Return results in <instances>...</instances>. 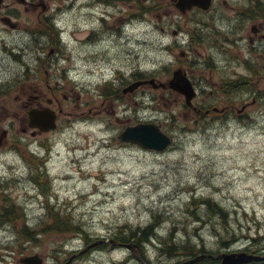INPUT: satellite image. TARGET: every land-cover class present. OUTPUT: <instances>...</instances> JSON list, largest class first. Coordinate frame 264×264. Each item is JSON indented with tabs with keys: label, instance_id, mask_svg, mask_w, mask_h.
<instances>
[{
	"label": "rangeland",
	"instance_id": "1",
	"mask_svg": "<svg viewBox=\"0 0 264 264\" xmlns=\"http://www.w3.org/2000/svg\"><path fill=\"white\" fill-rule=\"evenodd\" d=\"M43 1L69 38L51 67L50 84L78 91L81 101L63 103L57 92L63 112L56 128L32 135L23 103L35 94V83L23 75L24 63L33 68L34 51L21 47L28 35L0 30L6 39L0 51V210L16 213L0 222V264H25L21 259L33 255L41 264H194L226 251H264V98L252 93L264 81L245 83L233 94L219 91L227 103L236 100L237 108L248 104L242 116L224 119L208 115L196 121L183 106L184 96L173 90L149 86L129 99L104 98L105 81L119 86L137 71L167 81L182 65L190 66L187 56L211 53L218 61L213 80L247 75L237 60L246 61L249 45L235 36L245 33L226 30L224 23L226 7L242 0H218L217 13L185 16L171 0ZM32 17L28 12L21 20L27 24ZM92 28L96 43L89 46L80 38ZM194 29L199 40L188 46ZM207 67L201 72L204 85ZM38 85L51 96L44 82ZM140 117L172 138L166 149L118 139ZM41 162L49 180L41 177L39 183L46 187L34 180ZM148 224L156 238L145 245L138 237L122 238ZM170 233L179 250L173 254ZM189 246L192 256L180 254Z\"/></svg>",
	"mask_w": 264,
	"mask_h": 264
},
{
	"label": "flooded vegetation",
	"instance_id": "2",
	"mask_svg": "<svg viewBox=\"0 0 264 264\" xmlns=\"http://www.w3.org/2000/svg\"><path fill=\"white\" fill-rule=\"evenodd\" d=\"M98 0H90L91 4L96 3ZM172 5L175 7V1L171 0ZM223 4H226V1H222ZM218 7V0H210V5L207 9H202L197 6H191L185 12H181L177 9L180 15H187L189 13L196 14L198 11L203 13L216 11ZM69 9V7L67 8ZM228 10L225 15L226 21L224 22L227 26L226 30H236L239 29L244 31L245 35H235L238 36L240 42L244 40L247 41L248 47L247 51L249 57L246 59L237 61H241L240 63L246 67L248 74H233L231 76L225 75V78H217L216 80L212 79L213 68H217L215 62L218 64V61L209 53L204 57L194 58L191 56H187L184 60L191 61L189 67L182 65L185 68H179L183 74L187 76L192 87L194 89V97L192 101L188 104L185 102L183 95L179 93L177 90L171 89L168 85H166L167 81L164 82V86L160 87V80H158L155 76H148L142 72L131 73L128 77L120 80L119 86L116 83H109V81L104 82V86L108 84L106 87V92L108 93V97H104L106 99H120L125 100L129 99L132 96H138L141 93L145 92L149 86L152 89L162 91L173 90L176 91L180 96L183 97V106L186 107L188 112L193 116L196 121H199L202 117L208 115H217L222 116L220 118L224 119L228 114L236 113L239 116H242L245 108L248 104H242L241 108H237L236 100H229L228 103L222 98L218 97V92L224 91L229 94H233L238 92V89L244 87L245 83L255 82L259 83L264 81V0H242L240 5L237 7L229 6L226 7ZM31 12L34 17L27 22V24L21 20L22 15L25 13ZM50 5L43 0H17L16 3L4 2L1 0L0 2V30L5 34L13 33V32H21L23 34L28 35L27 44L21 46L24 49L32 48L34 51L33 54V68H31L28 64H25L24 75L23 77L29 80L31 83H35V94L29 95L28 99L23 103L24 107L29 108L27 110V114L32 109H42L43 107H49L54 110L56 115V125L60 115L63 112L62 101L58 99L57 92L61 93L63 103L68 102H80L81 97L78 91L72 92L71 89L64 92L62 86L57 85V88H53L50 84V79L52 80L53 73L51 71V67L54 64V60L60 56L63 57L64 47L67 48L69 45V38L67 36L63 37L61 34L62 28L58 26V30L53 32L51 26H56L52 22L50 16ZM213 16V14H212ZM30 19V18H29ZM102 19V18H101ZM192 22V21H191ZM53 23V25H52ZM216 23V22H215ZM215 23L213 27L215 28ZM223 23V22H222ZM106 25V23H105ZM57 28V26H56ZM24 30L25 32H22ZM112 30V26H109V31ZM175 34L178 33L177 30H174ZM181 31V30H180ZM179 31V32H180ZM196 29L191 31L190 39L188 41V46H191L195 43V41L199 40ZM74 35V31L72 32ZM94 29L88 30V32L83 35L80 39L82 42L89 45L94 46L96 43ZM74 36H71L73 39ZM238 43V44H239ZM235 44V43H234ZM3 47V48H1ZM6 39L0 36V51L6 49ZM20 47V48H21ZM189 52V50L187 51ZM11 53V52H10ZM60 53V55H59ZM183 56V52H181ZM238 53L237 55H239ZM1 57V56H0ZM15 59H20V55H14ZM201 58V59H200ZM245 58V57H244ZM250 59V60H249ZM253 59V60H252ZM252 60V61H251ZM251 61V62H250ZM243 62V63H242ZM227 63V61H226ZM239 63V62H238ZM237 64L238 66L240 65ZM211 67L207 69L209 72L208 84L204 85L202 82L203 78L201 72L202 69H205L206 66L210 65ZM236 65V66H237ZM190 69V70H189ZM33 73V74H31ZM66 74V72H64ZM154 79L157 86H153L149 80ZM45 83V86L50 89L51 96H46L48 91H43L44 87H39V83ZM125 83V84H124ZM136 83L137 85L128 90V86ZM219 83V85H217ZM237 83L236 86L233 85ZM124 84V85H122ZM208 91H205L207 85ZM232 86H235L231 88ZM60 87V88H59ZM39 88V91H37ZM230 88V89H229ZM202 89V90H200ZM227 89V90H225ZM264 88L261 90L253 91V96H258L264 98ZM120 90V92H118ZM205 91V92H204ZM78 92V94H76ZM105 92V93H106ZM117 92V93H115ZM46 93V94H45ZM205 93V94H204ZM208 93V95H207ZM256 93V94H255ZM223 96L225 94H222ZM105 96V95H104ZM127 101V100H126ZM95 115V114H94ZM29 119H27L28 121ZM144 122H152L149 119L145 118H137L134 123L129 124L128 126L136 125L138 123ZM159 125V124H158ZM127 127V126H126ZM31 128V127H30ZM32 135L37 133H41L36 128H31ZM6 130H4V133ZM3 135V134H2Z\"/></svg>",
	"mask_w": 264,
	"mask_h": 264
},
{
	"label": "water",
	"instance_id": "3",
	"mask_svg": "<svg viewBox=\"0 0 264 264\" xmlns=\"http://www.w3.org/2000/svg\"><path fill=\"white\" fill-rule=\"evenodd\" d=\"M175 6L181 12H185L191 6H197L202 9H207L210 5V0H174ZM1 2V0H0ZM149 82L153 86H157L154 79ZM137 84L133 83L128 86V90L134 88ZM167 85L185 96L186 103H190L191 98L194 96V89L189 79L180 69L173 72L172 78L167 82ZM160 86H164L160 82ZM57 113L49 107L42 109H32L28 112V126L36 128L40 132H47L56 127ZM118 139L121 142L132 143L139 145L144 149H152L155 151H163L166 149L172 138L165 133L158 124L154 122L138 123L136 125L125 127L119 134ZM221 258L220 264H245L251 261H259L264 259V255L248 253L245 251L237 252H222L215 256ZM25 264H41L42 259L38 255L25 256L21 259ZM188 263V262H187Z\"/></svg>",
	"mask_w": 264,
	"mask_h": 264
},
{
	"label": "trees",
	"instance_id": "4",
	"mask_svg": "<svg viewBox=\"0 0 264 264\" xmlns=\"http://www.w3.org/2000/svg\"><path fill=\"white\" fill-rule=\"evenodd\" d=\"M236 84L237 83H234L235 86H236ZM235 86H232L231 85V88H233ZM42 165H43V162H41V165L39 164V165L36 166V168H35V179H34L36 181V183H38V184L41 185V187H42V185H44V184L39 183V180H40L41 177H45L46 180H49L48 179V176L45 174V172L41 170ZM44 187H46V186L44 185ZM205 203L209 205L210 203H212V201L210 199H206L205 200ZM209 211H211V213H213V214L214 213L217 214V212H219L220 214H224V212L220 211L219 209L213 208V207H210ZM15 214H16L15 212H11V214L8 215V211H7L6 207H3L2 206V208L0 210V222L5 221L7 218H10L12 216L15 217L16 216ZM68 222L69 223H73V221L71 219H69V218L67 220V223ZM154 234H155V232H154V225L153 224H148L144 228L138 229L137 231H135V230L134 231H131L129 234H125L122 238H129V239L134 240V239H136V237H138V238H140V242L142 244L144 243L143 245H145L149 241H152L153 240V237L156 238V236ZM168 238L170 239L168 253L169 254H173L174 251L176 253V251L178 250V247H177V244L176 243H173L172 233L169 234ZM226 247H224V248H226ZM190 249H193V248H191V246H189L188 248L182 250L183 252H180V254H184V255H187V256L188 255L189 256H192L191 254H193V253L190 252ZM185 250H188V252L187 251L184 252ZM246 251L247 252H251V253H255V254H258V255H264V251H258V252L248 251V250H246ZM194 264H220V259H217V258H207V259H205V260L203 259L201 261L198 260L196 263L194 262ZM245 264H264V259L263 260H259V261H251V262H248V263H245Z\"/></svg>",
	"mask_w": 264,
	"mask_h": 264
},
{
	"label": "bare ground",
	"instance_id": "5",
	"mask_svg": "<svg viewBox=\"0 0 264 264\" xmlns=\"http://www.w3.org/2000/svg\"><path fill=\"white\" fill-rule=\"evenodd\" d=\"M187 77V76H186ZM155 151V150H154ZM151 238V237H150ZM149 240V239H148ZM144 244V243H143ZM189 250V249H188ZM255 250V249H254ZM144 252V251H143ZM188 252V251H187ZM250 253V252H249ZM216 256V255H215ZM215 256H213L214 258H215ZM217 259H220V258H217ZM220 262H221V260H220Z\"/></svg>",
	"mask_w": 264,
	"mask_h": 264
}]
</instances>
